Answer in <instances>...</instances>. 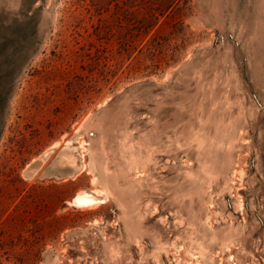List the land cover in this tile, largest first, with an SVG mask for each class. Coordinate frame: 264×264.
<instances>
[{"label": "rangeland", "instance_id": "374dc122", "mask_svg": "<svg viewBox=\"0 0 264 264\" xmlns=\"http://www.w3.org/2000/svg\"><path fill=\"white\" fill-rule=\"evenodd\" d=\"M0 264H264V0H0Z\"/></svg>", "mask_w": 264, "mask_h": 264}, {"label": "bare ground", "instance_id": "6f19581e", "mask_svg": "<svg viewBox=\"0 0 264 264\" xmlns=\"http://www.w3.org/2000/svg\"><path fill=\"white\" fill-rule=\"evenodd\" d=\"M43 165H44V159L43 158L41 160L36 161V163H33V165L29 168V171L27 172L28 176L29 177H35L36 174L42 169ZM97 193L98 192H93L90 194H85V193L81 194L79 197L81 203L87 204V205H93L96 203L99 204L100 196L97 195ZM97 196L99 198H96Z\"/></svg>", "mask_w": 264, "mask_h": 264}]
</instances>
